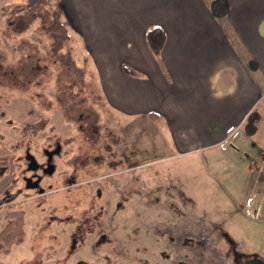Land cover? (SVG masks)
<instances>
[{"label":"rangeland","instance_id":"rangeland-1","mask_svg":"<svg viewBox=\"0 0 264 264\" xmlns=\"http://www.w3.org/2000/svg\"><path fill=\"white\" fill-rule=\"evenodd\" d=\"M49 1L55 11L58 4ZM53 43L24 0H0V142L15 159L14 193L27 222L25 243L3 255V264L264 260L260 213L235 204L246 163L234 155L213 162L200 150L181 155L167 121L111 105L83 45L70 40L63 50L81 77ZM256 117L262 147L253 156L261 160L264 101ZM57 143L63 152L54 159L56 172H40V185L28 187L27 154L44 161ZM260 160L255 187L264 196ZM10 182V175L0 181V194ZM6 211L0 207V232Z\"/></svg>","mask_w":264,"mask_h":264},{"label":"crops","instance_id":"crops-1","mask_svg":"<svg viewBox=\"0 0 264 264\" xmlns=\"http://www.w3.org/2000/svg\"><path fill=\"white\" fill-rule=\"evenodd\" d=\"M215 1L61 0L57 8L114 108L167 121L181 155L200 150L213 162L234 155L246 163L235 204L260 213L253 220L263 224L253 149L262 147L256 115L264 101V0H226L222 17L212 11ZM152 29L163 41L161 66L148 41Z\"/></svg>","mask_w":264,"mask_h":264},{"label":"trees","instance_id":"trees-1","mask_svg":"<svg viewBox=\"0 0 264 264\" xmlns=\"http://www.w3.org/2000/svg\"><path fill=\"white\" fill-rule=\"evenodd\" d=\"M26 7L29 11L37 14L41 20L43 28L48 31L54 37L53 49L64 61L72 65L79 76H83L82 70L76 66L75 62L70 56V53H65V44L72 40V34L65 24L61 12L57 6L55 11L49 9V0H24ZM57 4L61 0H52ZM212 11L218 17L225 16L228 12V4L226 0H216L212 4ZM155 29L150 30L148 33L149 45L152 48L158 63L162 65L161 61V49L163 41L154 36ZM126 73L140 77L139 72L124 66ZM11 151L0 142V181L5 176H11V182L7 185L5 190L0 194V207L7 206V211L4 215L5 226L0 232V264L2 262V256L9 254L14 247L21 246L25 243L27 238V222L26 211L19 207V196L14 193L18 186L16 178L15 159H10Z\"/></svg>","mask_w":264,"mask_h":264},{"label":"flooded vegetation","instance_id":"flooded-vegetation-1","mask_svg":"<svg viewBox=\"0 0 264 264\" xmlns=\"http://www.w3.org/2000/svg\"><path fill=\"white\" fill-rule=\"evenodd\" d=\"M63 152L62 146L60 143H57L54 149L45 150L44 153V161H40L37 157L29 153L30 155L34 156L37 160L36 163H32L28 160V154L26 156L27 160V171L28 175L26 178L27 186H39L42 182L43 177L39 174L42 172L45 175H53L56 172V166L54 165V159L57 155H61ZM18 189V186L16 190ZM16 192V191H15ZM45 193V192H44ZM20 197V194H17ZM19 202V198L18 201ZM24 210V209H23ZM255 256L246 258L245 260H241L240 264H245L247 261L254 259Z\"/></svg>","mask_w":264,"mask_h":264},{"label":"water","instance_id":"water-1","mask_svg":"<svg viewBox=\"0 0 264 264\" xmlns=\"http://www.w3.org/2000/svg\"><path fill=\"white\" fill-rule=\"evenodd\" d=\"M28 160L31 161L32 163L37 162L36 158L30 154H28ZM245 264H264V260L261 259L260 257L255 256L254 259L247 261Z\"/></svg>","mask_w":264,"mask_h":264},{"label":"built area","instance_id":"built-area-1","mask_svg":"<svg viewBox=\"0 0 264 264\" xmlns=\"http://www.w3.org/2000/svg\"><path fill=\"white\" fill-rule=\"evenodd\" d=\"M262 166L264 167V155H263V158H262ZM261 173L264 174V172H262V171H261Z\"/></svg>","mask_w":264,"mask_h":264}]
</instances>
